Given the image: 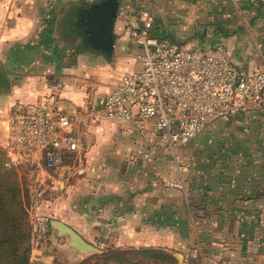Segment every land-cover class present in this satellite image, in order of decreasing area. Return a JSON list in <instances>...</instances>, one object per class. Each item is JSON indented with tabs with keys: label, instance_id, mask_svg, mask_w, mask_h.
I'll use <instances>...</instances> for the list:
<instances>
[{
	"label": "crops",
	"instance_id": "obj_1",
	"mask_svg": "<svg viewBox=\"0 0 264 264\" xmlns=\"http://www.w3.org/2000/svg\"><path fill=\"white\" fill-rule=\"evenodd\" d=\"M85 1L87 5L82 4ZM100 1L0 0V63L6 70L0 64V72L9 83L7 91L0 90L1 111L8 118L12 109L32 108L51 94L59 108L77 116L79 147L68 160L81 154L87 157L78 186L80 213L71 219L91 229L88 237L73 229L99 248L172 252L177 264H264V177L245 181L237 191H207L200 198L194 193L195 184L166 185L157 169L153 173L146 163L121 161L117 152H106L105 158L99 148L82 152L93 101L99 114L120 74L141 68L129 30L126 35L116 25L118 8L113 48L108 52L86 43L80 26L69 29L74 13ZM211 1L172 0L176 16L158 36L186 45L222 44L238 71L264 70V0H223L219 16L210 11ZM187 11L188 16L181 14ZM73 36L80 39L79 49L84 52L68 60ZM105 120L130 126L139 134L153 129L152 122L138 130L132 122ZM170 190L176 196L168 197ZM60 220L72 225L63 217Z\"/></svg>",
	"mask_w": 264,
	"mask_h": 264
},
{
	"label": "rangeland",
	"instance_id": "obj_2",
	"mask_svg": "<svg viewBox=\"0 0 264 264\" xmlns=\"http://www.w3.org/2000/svg\"><path fill=\"white\" fill-rule=\"evenodd\" d=\"M171 1L121 0L116 25L122 26V33L127 35L129 30L130 34V28L139 18V12L147 10L153 18L155 31L160 35L162 28H169L176 16V12L171 9ZM87 2L89 1L82 4L87 5ZM221 4L223 0H212L210 11L219 16L223 12ZM182 13L188 16L189 12ZM73 15L69 18V29H75L79 25V22L74 24ZM114 37L117 39L119 36L116 34ZM129 39L133 41L130 37ZM79 40L73 36L68 44V60H74L77 52H84L79 49ZM137 50L139 51L138 47ZM93 105L89 111L91 118L86 136L81 140L82 152L99 148L105 152V158L109 156L106 152H117L116 158L121 161L146 163L151 165L153 173L157 169L159 178L164 179L166 185L171 186L180 181L195 184L197 187L194 193L197 192L196 196L200 198L207 191H216L214 194L237 191L245 181L264 177V115H240L235 116L233 121L220 119L209 124L188 143L171 146L153 129L148 134H139L130 126L98 117V106L94 101ZM7 115L0 109V156L4 166L7 159L6 149L3 147L7 140L4 131ZM133 150H137V153L134 154ZM96 156L97 154L91 155L90 159ZM84 157L87 156L81 154L70 158L63 166L55 169H46L41 164L8 166L10 183L17 191L16 198L20 200L24 217L32 227L30 264H177L178 258L172 252L162 249L147 251L149 253L144 255V252L120 251V248L115 247H97L98 252L82 253L69 245L70 238L67 234L58 235L53 226L45 233L36 229V221L43 217L50 220H60L63 217L70 221L72 228L79 229L88 237L87 231L91 226H81L77 220L71 219L77 218L80 213L77 194L78 186H82L81 168L84 167ZM172 194L175 195L170 190L168 197H172ZM10 196L11 192L7 191L5 197L9 199Z\"/></svg>",
	"mask_w": 264,
	"mask_h": 264
},
{
	"label": "built area",
	"instance_id": "obj_3",
	"mask_svg": "<svg viewBox=\"0 0 264 264\" xmlns=\"http://www.w3.org/2000/svg\"><path fill=\"white\" fill-rule=\"evenodd\" d=\"M130 28L141 68L124 71L99 116L153 130L171 146L188 143L209 124L240 115H264V70L238 71L222 44L186 45L158 36L147 10ZM77 116L53 95L32 108L12 109L6 120L5 165H63L79 147ZM50 219L36 221L42 233Z\"/></svg>",
	"mask_w": 264,
	"mask_h": 264
},
{
	"label": "trees",
	"instance_id": "obj_4",
	"mask_svg": "<svg viewBox=\"0 0 264 264\" xmlns=\"http://www.w3.org/2000/svg\"><path fill=\"white\" fill-rule=\"evenodd\" d=\"M0 156V264H30L31 225L24 217L7 166ZM9 184V185H5ZM7 191L11 192L6 198ZM14 202V200H16ZM149 253L144 252V255Z\"/></svg>",
	"mask_w": 264,
	"mask_h": 264
},
{
	"label": "water",
	"instance_id": "obj_5",
	"mask_svg": "<svg viewBox=\"0 0 264 264\" xmlns=\"http://www.w3.org/2000/svg\"><path fill=\"white\" fill-rule=\"evenodd\" d=\"M119 0H101L91 4L86 9L90 28L87 41L97 49L105 52L113 48L112 25L116 15ZM9 83L7 78L0 72V90L7 91ZM50 226L57 229L58 235L67 234L70 238L69 245L82 253L98 252V248L85 241L72 227L60 220H50Z\"/></svg>",
	"mask_w": 264,
	"mask_h": 264
},
{
	"label": "flooded vegetation",
	"instance_id": "obj_6",
	"mask_svg": "<svg viewBox=\"0 0 264 264\" xmlns=\"http://www.w3.org/2000/svg\"><path fill=\"white\" fill-rule=\"evenodd\" d=\"M86 10V7L82 8V10H78L77 13H74V24L77 25V23L79 22V25H77V27L75 29H77L80 26V35L82 36V39L86 42L89 43L87 41V37H88V33L90 31L91 25L88 23L89 20L87 18V15L84 14V11ZM76 14V16H75ZM86 16V17H85ZM86 18V19H85ZM81 20V21H80ZM77 22V23H75ZM72 29H74V27H71Z\"/></svg>",
	"mask_w": 264,
	"mask_h": 264
}]
</instances>
